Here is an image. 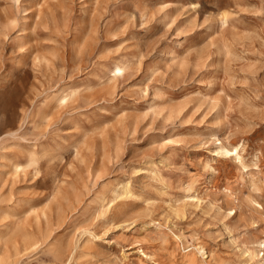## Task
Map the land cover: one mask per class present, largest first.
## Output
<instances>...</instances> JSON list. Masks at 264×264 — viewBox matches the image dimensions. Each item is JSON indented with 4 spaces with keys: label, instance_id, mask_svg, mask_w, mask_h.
Here are the masks:
<instances>
[{
    "label": "rangeland",
    "instance_id": "1",
    "mask_svg": "<svg viewBox=\"0 0 264 264\" xmlns=\"http://www.w3.org/2000/svg\"><path fill=\"white\" fill-rule=\"evenodd\" d=\"M262 209L264 0H0V264H258Z\"/></svg>",
    "mask_w": 264,
    "mask_h": 264
},
{
    "label": "bare ground",
    "instance_id": "2",
    "mask_svg": "<svg viewBox=\"0 0 264 264\" xmlns=\"http://www.w3.org/2000/svg\"><path fill=\"white\" fill-rule=\"evenodd\" d=\"M116 70H122L123 67L119 64H117L115 66ZM61 98H64V96H61ZM231 146V145H230ZM237 148H238V145H233L229 148L228 146H226V144L224 143H221L220 142V145L218 146L217 150L221 153H235L236 156H238V152H237ZM215 152V151H214ZM32 161H34L35 159L34 158H31ZM120 184V183H119ZM125 186V185H124ZM116 188V187H115ZM113 190V189H112ZM124 191H127V188H123ZM117 192V191H116ZM129 192V191H128ZM187 196V195H186ZM189 196V195H188ZM192 198V196H191ZM193 198H195V196H193ZM132 209V208H131ZM176 209V208H175ZM175 211V210H174ZM176 213V212H175ZM262 215H263V219H264V209H262L261 211ZM264 236V235H263ZM253 242V246H254V249H249V256L250 258H254L255 256L258 257V264H264V252L261 253V255L258 254V252L256 251L255 248L257 247H260L264 249V237L263 238H257L255 239ZM197 249V248H196ZM197 252V251H196ZM201 254V251L199 252ZM260 253V252H259ZM248 255V254H247ZM202 256V255H201Z\"/></svg>",
    "mask_w": 264,
    "mask_h": 264
}]
</instances>
